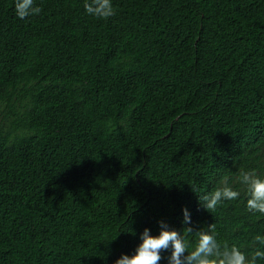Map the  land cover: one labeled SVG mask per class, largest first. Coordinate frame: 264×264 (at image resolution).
Segmentation results:
<instances>
[{"label":"trees","instance_id":"1","mask_svg":"<svg viewBox=\"0 0 264 264\" xmlns=\"http://www.w3.org/2000/svg\"><path fill=\"white\" fill-rule=\"evenodd\" d=\"M85 2L0 0V264H114L160 221L264 250L236 180L264 178V0Z\"/></svg>","mask_w":264,"mask_h":264},{"label":"clouds","instance_id":"2","mask_svg":"<svg viewBox=\"0 0 264 264\" xmlns=\"http://www.w3.org/2000/svg\"><path fill=\"white\" fill-rule=\"evenodd\" d=\"M83 7L87 14L98 19L106 20L115 14L112 0H86ZM14 10L19 19L41 12V8L34 5V0H14ZM228 179L225 176L220 187L209 193L196 195L207 212L215 211L224 200H236L240 196V192L230 186ZM236 180L244 186L246 209L264 215V178L259 177L255 170H241ZM190 188L193 193L197 191L194 186ZM183 211L184 221L189 223V214L186 209ZM159 225L157 236L150 235L149 229L145 228L140 234L141 243L135 248L134 254H122L114 264H159L162 259L160 253L168 250L171 252L168 264H257L258 260L264 259V250L261 248H255L251 255H246L236 245L222 247L216 239V226L213 223L207 226V231H193L191 227H185L179 233L168 230L163 221ZM189 235L194 236V243L191 245L187 240ZM252 243L264 247V235H255Z\"/></svg>","mask_w":264,"mask_h":264}]
</instances>
